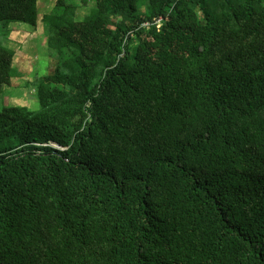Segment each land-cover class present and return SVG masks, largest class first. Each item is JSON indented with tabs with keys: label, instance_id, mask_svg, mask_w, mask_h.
Listing matches in <instances>:
<instances>
[{
	"label": "trees",
	"instance_id": "1",
	"mask_svg": "<svg viewBox=\"0 0 264 264\" xmlns=\"http://www.w3.org/2000/svg\"><path fill=\"white\" fill-rule=\"evenodd\" d=\"M54 1L38 109L0 110V264H264V0ZM37 12L0 0L6 39Z\"/></svg>",
	"mask_w": 264,
	"mask_h": 264
},
{
	"label": "rangeland",
	"instance_id": "2",
	"mask_svg": "<svg viewBox=\"0 0 264 264\" xmlns=\"http://www.w3.org/2000/svg\"><path fill=\"white\" fill-rule=\"evenodd\" d=\"M41 1L48 0L37 1L39 24L36 29L17 23H12L8 27L9 30L20 27L27 31L28 34L24 39L19 34L16 36L12 34L10 39L7 40V34L0 25V45L15 51V65L13 64V68L21 73L20 77L11 79L10 85L3 87L0 95V110L6 106H26L30 110H37L38 102L30 82L35 77L47 75L54 69L55 59L49 54L46 32H44V28L40 23L42 16L48 14L52 8L49 11H43ZM92 5L88 2L86 7L78 9L77 18L84 17Z\"/></svg>",
	"mask_w": 264,
	"mask_h": 264
},
{
	"label": "crops",
	"instance_id": "3",
	"mask_svg": "<svg viewBox=\"0 0 264 264\" xmlns=\"http://www.w3.org/2000/svg\"><path fill=\"white\" fill-rule=\"evenodd\" d=\"M41 3H42V8L41 9L43 11H45V10L49 11L51 8H53L52 6H54L55 1L54 0H48V1H41ZM12 34L14 36L19 34V36L23 37V39H24L26 34H28V33H27V31H25L24 29H22L20 27H18V28L15 27V28L9 30L8 40L10 39Z\"/></svg>",
	"mask_w": 264,
	"mask_h": 264
},
{
	"label": "water",
	"instance_id": "4",
	"mask_svg": "<svg viewBox=\"0 0 264 264\" xmlns=\"http://www.w3.org/2000/svg\"><path fill=\"white\" fill-rule=\"evenodd\" d=\"M55 147H58L57 145H55Z\"/></svg>",
	"mask_w": 264,
	"mask_h": 264
}]
</instances>
